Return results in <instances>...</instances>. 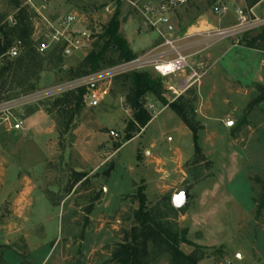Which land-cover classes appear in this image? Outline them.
Returning <instances> with one entry per match:
<instances>
[{"label":"rangeland","instance_id":"rangeland-1","mask_svg":"<svg viewBox=\"0 0 264 264\" xmlns=\"http://www.w3.org/2000/svg\"><path fill=\"white\" fill-rule=\"evenodd\" d=\"M131 1H137L140 8H157L175 0H121L120 33L140 56L151 51L158 38L144 27L143 16ZM219 1L189 0L172 6L169 15L179 36L232 27L237 24L235 10L252 9L255 2L262 4L257 16L252 11V17L264 19V0H226L230 12L221 17L214 13ZM31 3L0 0L3 24H14L16 4L31 16L35 39L50 26L57 27L61 18H76L71 30L83 47L70 57L62 55V62L54 67L62 47L52 44L42 56L53 55L52 64L44 62L36 82L37 91L66 85L100 42L119 2ZM263 30L250 32L239 46L226 40L198 56L195 63L202 78L189 90L179 88L183 76L163 79L168 102L180 97L178 103L189 107L188 118L198 128L196 142L193 132L170 108L148 96L146 109L153 119L125 143L132 112L122 79L118 80L122 77L88 81L93 86L89 92L96 93L91 100L100 103L87 110L84 102L69 127V114L49 112L59 96L14 105L11 113L18 120L41 113L33 117V123H46L36 133L33 124L30 128L25 123L27 132L0 127V245L9 248L4 250L3 264H112L114 250L132 228L133 214L139 208L135 197L139 187L144 189L149 208L162 217L169 213L168 205L173 207L176 193L190 192L189 205L168 217L178 230H187V240L193 246L181 244L180 249L186 255L203 254L200 264H264V208H259L264 195V101L258 102L259 85L264 86V53L246 48ZM259 51L264 52V44ZM8 82L7 86L0 82V105L26 91L11 86V78ZM1 118L5 115L0 110ZM229 121L234 122L231 129L225 125ZM110 131L119 137L110 136ZM40 140L45 143L40 145ZM119 145L122 147L117 150ZM77 146H82L85 161ZM102 158L105 165L93 172L92 167ZM111 166L106 179L103 174ZM75 170L88 174L89 180L76 183ZM34 187L37 189L30 193ZM102 188L106 193L88 214L91 201ZM71 193L73 199L62 203ZM152 264L170 262L162 256Z\"/></svg>","mask_w":264,"mask_h":264},{"label":"trees","instance_id":"trees-1","mask_svg":"<svg viewBox=\"0 0 264 264\" xmlns=\"http://www.w3.org/2000/svg\"><path fill=\"white\" fill-rule=\"evenodd\" d=\"M119 7L110 22L105 27L100 42L94 44L93 50L81 62L74 80L86 78L93 74L108 70L123 63L130 62L137 57L133 52L125 36L120 33L121 20V0H118ZM258 2L253 4L256 6ZM18 13L15 16L13 25L3 24L0 19V56L5 55L13 44L17 41L22 42L23 48L20 56L14 60H5L0 69V82L2 85H8V79L11 78V86H17L19 89H25L23 94H15L7 101L15 100L19 97L27 96L37 92L36 82L40 80V74L43 72L44 62L52 64L53 55L42 57L36 51L33 36V24L31 16L25 8H20L16 4ZM247 35L242 39L245 40ZM264 44V30L255 38L246 43V48L252 50H261ZM56 57L57 67L62 62L63 47L59 49ZM123 92L126 93V103L132 112V118L126 127L125 143L137 137L152 121V116L146 109L147 97H154L157 102L164 107L170 108L183 123L193 132L194 141H197V126L188 118L189 107L185 104L180 105L177 99L175 102H168L166 98L167 90L162 83L163 79L153 78L147 72L130 73L121 76ZM77 78V79H76ZM261 95L258 102L264 101V86L259 85ZM86 88H79L69 91L63 96L57 98L51 105L49 112L55 110L64 111L69 114L68 127L72 125L74 119L81 113L84 107V98L87 94ZM122 145L117 147L119 150ZM113 170L111 166L104 177L108 179ZM76 183L82 185L89 180L86 173L74 174ZM95 178H98L96 175ZM104 194V188L96 193L88 208V214L94 209V203L101 200ZM136 199L139 208L133 214V224L130 232L119 244L112 254V264H152L162 256H167L170 264H200L204 255L194 252L186 255L181 249V244L191 245L187 240V230H178L174 223L169 220L168 215L177 213L171 205H168L169 213L164 217L156 214V211L150 209L144 189H137ZM259 208H264V195L259 202ZM88 222V220H87ZM7 246L0 245V264L4 263V250Z\"/></svg>","mask_w":264,"mask_h":264},{"label":"built area","instance_id":"built-area-1","mask_svg":"<svg viewBox=\"0 0 264 264\" xmlns=\"http://www.w3.org/2000/svg\"><path fill=\"white\" fill-rule=\"evenodd\" d=\"M189 0H175L168 4H161L157 8L150 5H145L140 8L138 2H130V5L143 16V25L146 29L153 32L157 38V45L149 52L137 56L134 60L115 66L108 70L93 74L86 78L74 80L66 85H61L49 90L37 91L27 96L19 97L15 100H10L0 105V110L5 115V118L0 119V127L6 129H15L16 131H24L23 119H17L12 116L11 109L14 105L20 102H27L30 100L47 99L53 96H63L69 91H74L79 88H86L87 94L84 102L91 108H96L100 100H91L93 95L96 98L95 92L91 91V85L88 81L99 82L100 80L116 79L123 75L136 72H153L162 79L177 78L183 76L179 82V88L182 90H189L193 85L200 82L202 76L199 74L198 65H196V58L206 52L216 44L233 40L236 46H239L244 36L250 32L264 29V19L252 17V9L244 11L243 9H236L237 24L227 29L204 30L188 32L183 36H179L173 17L169 15V9L176 3H187ZM250 1V0H244ZM32 0H29L31 5ZM46 5H44V8ZM230 8L226 0L219 1L214 9L217 16H226L229 14ZM109 12V10H107ZM76 18L74 16H66L61 18L57 27L50 26V30L43 34L40 38L35 39V34L32 36L35 42L36 51L43 56L54 45H61L63 47L62 55L64 58L72 56L79 51L82 46V41L71 28L75 25ZM36 32V29H35ZM23 44L17 41L9 49V51L0 56V69L5 60H14L18 58L22 52ZM178 95L176 91H173ZM13 107V108H12ZM153 108V106H152ZM12 118V120H11ZM15 120V121H13ZM228 129L234 127V122L229 121L226 124ZM110 136L115 138L119 135L110 131Z\"/></svg>","mask_w":264,"mask_h":264},{"label":"crops","instance_id":"crops-1","mask_svg":"<svg viewBox=\"0 0 264 264\" xmlns=\"http://www.w3.org/2000/svg\"><path fill=\"white\" fill-rule=\"evenodd\" d=\"M262 4V2L261 3H258L256 6H254L253 8H252V11H253V13L257 16V13H256V10H257V8L260 6ZM128 42H129V40H127ZM129 44H130V46H131V48H132V50H133V52L134 53H136L135 51H134V49H133V46H132V44L129 42ZM252 50V49H251ZM252 51H254V52H261V53H264L263 51H259V50H252ZM137 54V53H136ZM97 108V107H96ZM86 109L88 110V109H90V107L89 106H86ZM92 109H94V108H92ZM163 109H167V108H164L163 107ZM38 114H40L41 115V113H36V114H34V115H32V116H30V117H28L27 119H24L23 120V127H24V131H26L27 132V127H25V123H27L28 124V126H30V128H31V126H32V124L33 125H36V127H35V133L37 132V131H39V130H41V128H43L44 127V125H45V121H43V125L41 124V125H39V124H37L36 122L35 123H33V117H35V116H37ZM38 120H40V118L38 119ZM41 121V120H40ZM86 137H87V135H86ZM41 141V143H40V145L42 144V141H44V143H45V140H40ZM80 147V148H79ZM108 147H111V145L109 144L108 145ZM45 148L47 149V151H48V147L47 146H45ZM82 146H77V151H78V153L80 154V157L85 161L86 159H85V154L82 152ZM87 163V162H86ZM105 165V161H104V158H102V160L97 164V165H95L94 167H92V169L94 170L93 172H95V171H98L99 169H101L103 166ZM75 172L76 173H82L83 171L82 170H75ZM37 188L36 187H34L32 190H30V193H34V191L36 190ZM39 189V188H38ZM106 193V189H105V192H104V194ZM123 196V195H122ZM105 198V197H104ZM122 198V197H121ZM73 199V193H71V195H69V196H67L63 201H62V203L64 202V201H66V200H72ZM6 254H5V260H6ZM7 262V261H6Z\"/></svg>","mask_w":264,"mask_h":264},{"label":"water","instance_id":"water-1","mask_svg":"<svg viewBox=\"0 0 264 264\" xmlns=\"http://www.w3.org/2000/svg\"><path fill=\"white\" fill-rule=\"evenodd\" d=\"M190 192H178L173 196L172 205L176 210H182L189 205Z\"/></svg>","mask_w":264,"mask_h":264}]
</instances>
